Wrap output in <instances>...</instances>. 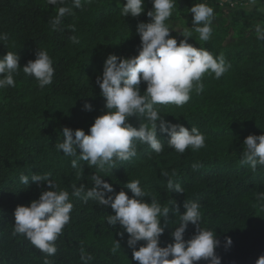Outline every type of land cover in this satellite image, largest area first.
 I'll list each match as a JSON object with an SVG mask.
<instances>
[{"label": "trees", "instance_id": "obj_1", "mask_svg": "<svg viewBox=\"0 0 264 264\" xmlns=\"http://www.w3.org/2000/svg\"><path fill=\"white\" fill-rule=\"evenodd\" d=\"M220 1L173 0L176 7L166 24L177 43L185 39L181 32H191L189 44L206 49L214 58L223 56L231 67L220 79L206 73L202 78L204 91L197 94L194 90L182 107L154 105L168 124H180L189 131L197 128L205 137V147L198 151L189 147L183 154L178 153L168 146L170 137L160 131L157 122L161 153L137 140L135 157L116 161L114 168H101L80 159V149L75 156H67L56 145L63 142L65 127L89 134L95 118L108 111L97 77L102 78L109 55H138L141 39L137 26L151 22L147 12L153 8L152 0H143L144 12L135 18L122 15L126 0H81V8L74 7V0H64L63 5H50L48 0H0V35L9 36L8 41L0 40V59L7 52H16L21 66L14 74L15 87L0 88V264H43L46 254L24 235H14V212L18 205L29 206L46 190L67 191L74 205L63 235L55 242L56 254L47 257L52 264H85L80 259L81 248L93 256L86 264H138L126 230L107 223L108 216L115 215L111 206L91 198L85 203L71 195L73 185L90 190L93 175L112 185L114 192H105V198L121 190L131 198L133 194L126 184L139 180L140 187L155 196L162 207L176 201L180 213L170 212L167 222L160 218L164 228L160 247L174 243L171 233L180 224L184 201H194L200 205V227L213 231L219 241L215 253L220 264H255L264 255V200L258 198L264 193V166L258 165L253 172L249 165L240 163L245 138L264 134V40L247 28L257 21L264 23V0H256L251 8L234 6L228 23H212L211 39L199 41L191 7L203 3L220 16L224 12ZM61 6L71 7L73 14L64 18L60 30L54 31L50 20ZM70 25H75V32ZM231 34L233 40L228 39ZM72 35L79 38V43L72 42ZM38 49L48 53L55 71L53 83L44 88L23 72V66L35 60ZM139 88L144 95L146 82L142 81ZM86 103L92 110L85 109ZM128 123L139 128L149 122L129 117ZM73 160L77 161L75 168ZM194 164L202 167L194 170ZM162 171L169 175L163 176ZM174 172L177 175L173 177ZM21 175L29 177L27 185L21 182ZM33 175H48L57 187L49 188L46 181L38 185L31 179ZM170 177L183 193L168 189ZM141 199L151 203V196ZM195 232L196 226L189 223L184 239L189 240ZM227 238L231 239L230 245ZM116 241L121 248L113 254ZM144 243L138 242L136 248Z\"/></svg>", "mask_w": 264, "mask_h": 264}, {"label": "clouds", "instance_id": "obj_2", "mask_svg": "<svg viewBox=\"0 0 264 264\" xmlns=\"http://www.w3.org/2000/svg\"><path fill=\"white\" fill-rule=\"evenodd\" d=\"M153 8L147 12L151 18L149 23H139L137 32L141 39L138 55L130 58H118L109 55L103 67L102 78L97 77L96 83L101 89V95L106 98L107 112L95 118L90 127L89 134L82 129L73 131L63 129V142L56 147L67 156H75L80 149V159L88 162L89 166L99 165L103 168L110 165L116 166V161H129L137 155L134 141H139L150 146L157 154L163 151V144L157 136V122L159 129L170 137L167 141L169 147L183 154L189 147L198 151L205 147V137L197 128L191 130L180 124H168L156 111L154 105L174 104L178 107L185 105L195 90L197 94L204 91L205 85L202 78L206 73H214L220 79L231 67L225 58L214 56L204 48H196L187 42L192 36L191 32L183 31L185 38L177 43L170 36V27L166 21L171 17L176 5L173 0H152ZM252 5L256 0H250ZM48 4H64V0H48ZM74 7L81 8V0H74ZM193 13L194 31L199 34V41L208 42L211 39L215 18L214 9L206 4H195L190 9ZM144 12L143 0H126L122 8V15L139 17ZM73 9L67 6L58 8L57 15L50 20L54 31L61 29L64 18L72 15ZM75 32V25L69 26ZM257 39L264 40V26H255ZM8 34L0 35V40L8 41ZM73 43H79L75 35L70 37ZM35 60H30L23 66V72L33 77L40 88L51 85L55 75L53 61L44 50H37ZM20 57L13 52H7L0 59V88L15 87L14 74L20 69ZM146 82L147 88L141 95L140 84ZM86 110H92L88 103ZM129 117L145 118L149 123L140 124L139 128L128 123ZM245 150L240 161L242 165H249L255 172L257 166H264V134L248 135L244 140ZM72 166L77 167V161H72ZM194 170L202 165L194 164ZM163 176H168L167 171H162ZM174 172L172 176H176ZM31 179L39 185L46 181L49 188L57 187L48 175H33ZM91 179L94 186L85 190L84 185H73L72 196L82 198L85 203L94 199L98 204L108 206L114 210L115 215H109L107 223L110 226L119 224L129 234L128 245L133 250V259L138 264H196L201 260L208 264H220V257L216 255L215 248L219 241L215 233L200 227V205L194 201H184L185 211L180 215V224L171 233L174 243L166 247L159 246V237L163 235L161 217H167L170 212L180 213L176 201H171L169 206L162 207L155 196L145 192L140 187V181L135 180L126 184L133 196L130 198L123 190L105 198V192L113 193L111 184L101 177L93 175ZM23 184L29 183V177L21 175ZM167 187L172 192L183 193V188L175 184L173 178L168 179ZM151 196V203L144 202L141 198ZM258 198L264 200V193ZM67 191L46 190L40 194L39 199L31 201L29 206L18 205L14 212L15 234L24 235L30 243L42 253L46 254L43 264H52L47 257L54 256L57 252L55 242L63 235L65 226L70 221V213L74 205L69 202ZM196 226L195 235L189 240L184 239V232L188 224ZM123 236V233H120ZM144 241L138 249V242ZM227 244L231 239L227 238ZM121 245L116 241L111 252L115 254ZM80 259L86 262L93 259L90 254H85L81 248ZM255 264H264V255L258 257Z\"/></svg>", "mask_w": 264, "mask_h": 264}, {"label": "rangeland", "instance_id": "obj_3", "mask_svg": "<svg viewBox=\"0 0 264 264\" xmlns=\"http://www.w3.org/2000/svg\"><path fill=\"white\" fill-rule=\"evenodd\" d=\"M220 2L223 4L221 6L224 7V12L220 16H215V18L213 20V24H216V25L217 24H221V23H225V22L228 23L231 9H234L237 6H244V8H251L253 6L248 1L245 3V0H242V1H240V0H221ZM187 18L188 17H185L184 20L186 21ZM258 24H260L261 26H264L263 22L257 21V22H255L253 24H248L247 28L250 31L251 30L255 31V26L258 25ZM228 39L229 40H233V34H231V36H229Z\"/></svg>", "mask_w": 264, "mask_h": 264}]
</instances>
